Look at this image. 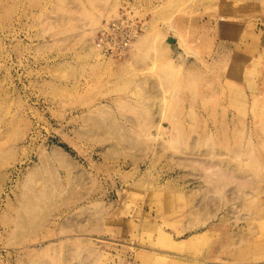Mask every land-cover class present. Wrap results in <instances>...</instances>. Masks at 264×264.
Returning <instances> with one entry per match:
<instances>
[{
	"label": "rangeland",
	"instance_id": "1",
	"mask_svg": "<svg viewBox=\"0 0 264 264\" xmlns=\"http://www.w3.org/2000/svg\"><path fill=\"white\" fill-rule=\"evenodd\" d=\"M0 264H264V0H0Z\"/></svg>",
	"mask_w": 264,
	"mask_h": 264
},
{
	"label": "built area",
	"instance_id": "2",
	"mask_svg": "<svg viewBox=\"0 0 264 264\" xmlns=\"http://www.w3.org/2000/svg\"><path fill=\"white\" fill-rule=\"evenodd\" d=\"M143 30L128 12L105 20L95 32L92 43L104 58H122Z\"/></svg>",
	"mask_w": 264,
	"mask_h": 264
},
{
	"label": "bare ground",
	"instance_id": "3",
	"mask_svg": "<svg viewBox=\"0 0 264 264\" xmlns=\"http://www.w3.org/2000/svg\"><path fill=\"white\" fill-rule=\"evenodd\" d=\"M143 28H144V26H143ZM139 36H140V35H139ZM139 36H138V37H137V39L134 41V42H136V41H137V44H138V43H139V44L143 43V40H142V38H141V39H139ZM145 38H146V36H145V37H143V39H145ZM179 39H180V38H179ZM178 41H179V40H178ZM178 41H177V42H178ZM134 42H133V44H134ZM179 42H180V41H179ZM135 45H136V44H135ZM141 45H142V44H141ZM93 46H94V45H93ZM131 46H132V45H131ZM138 47H139V46H138ZM138 47H137V48H138ZM130 48H131V47H130ZM133 48H134V47H133ZM135 48H136V47H135ZM135 48H134V49H135ZM94 49L96 50V52H98V51H97V49L95 48V46H94ZM98 53H99V52H98ZM135 53H136V51H135ZM106 60H107V59H106Z\"/></svg>",
	"mask_w": 264,
	"mask_h": 264
},
{
	"label": "water",
	"instance_id": "4",
	"mask_svg": "<svg viewBox=\"0 0 264 264\" xmlns=\"http://www.w3.org/2000/svg\"><path fill=\"white\" fill-rule=\"evenodd\" d=\"M167 42L170 43V44H173L174 43V39L172 37L167 38Z\"/></svg>",
	"mask_w": 264,
	"mask_h": 264
}]
</instances>
